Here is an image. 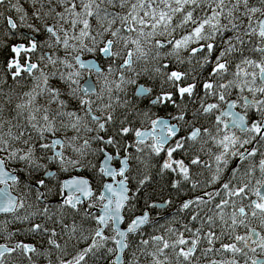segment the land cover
I'll list each match as a JSON object with an SVG mask.
<instances>
[{
	"label": "snow or ice",
	"instance_id": "6c2138e0",
	"mask_svg": "<svg viewBox=\"0 0 264 264\" xmlns=\"http://www.w3.org/2000/svg\"><path fill=\"white\" fill-rule=\"evenodd\" d=\"M27 3L0 0V264H264V0Z\"/></svg>",
	"mask_w": 264,
	"mask_h": 264
},
{
	"label": "flooded vegetation",
	"instance_id": "af4514ba",
	"mask_svg": "<svg viewBox=\"0 0 264 264\" xmlns=\"http://www.w3.org/2000/svg\"><path fill=\"white\" fill-rule=\"evenodd\" d=\"M9 43H12V42H9ZM13 56V54H11V56L8 57V60ZM86 58H91L89 56H85V59ZM33 59H35V57H33ZM20 62L21 64L24 63V54H21L20 56ZM138 83H141V84H145L146 86H152L154 88V93L153 95H156V94H159V92L161 91V88H160V84H161V81L158 79V80H148L146 78H141ZM129 90L131 92V94H133V92L135 91L134 87H129ZM165 91H168V90H171L169 88V86L165 85L164 86V89ZM200 90L197 89V92H199ZM151 97H149L150 99ZM174 99H176L177 103H180V99L178 96H175ZM145 100V107H147V109L149 108V102H148V99H144ZM184 103L188 104L189 105V110H192L196 107L195 104H192L190 101H189V98L187 96L184 97ZM156 108V111L153 113L154 116H161V117H167L169 114H172V115H175L176 114V109L171 105V104H167L165 106H153ZM139 126V125H138ZM137 126V127H138ZM182 135L184 133H181ZM177 155H179V153H177ZM82 175H84V173H81ZM164 215H167V212L163 213Z\"/></svg>",
	"mask_w": 264,
	"mask_h": 264
},
{
	"label": "trees",
	"instance_id": "16d2710c",
	"mask_svg": "<svg viewBox=\"0 0 264 264\" xmlns=\"http://www.w3.org/2000/svg\"><path fill=\"white\" fill-rule=\"evenodd\" d=\"M21 3L24 5V7L28 8L30 10L29 5L27 3V0H21ZM11 54L12 53L8 47L0 46V77L4 78L3 86H4L5 91L8 90L9 86H13V81H12L10 75L5 70L6 69V63L8 61V57L11 56ZM129 98L133 99V103L137 104L140 108L147 109V107H145V100L144 99H135L133 97V95L131 94L130 90H129ZM148 109L151 111V113H154L156 111V108L151 106V105L149 106ZM130 119H132V117H130ZM138 125L139 124L137 123L135 126H138ZM109 135H111V132H109ZM128 139L130 140L131 137H129ZM84 175L88 176L89 173L84 172ZM53 199H55V198L53 197ZM153 214L155 215V213H153ZM160 223L163 224V223H165V221L161 220ZM146 231L151 232L152 229L149 228Z\"/></svg>",
	"mask_w": 264,
	"mask_h": 264
},
{
	"label": "rangeland",
	"instance_id": "374dc122",
	"mask_svg": "<svg viewBox=\"0 0 264 264\" xmlns=\"http://www.w3.org/2000/svg\"><path fill=\"white\" fill-rule=\"evenodd\" d=\"M25 8H26V7H25ZM29 11H31V9H30Z\"/></svg>",
	"mask_w": 264,
	"mask_h": 264
},
{
	"label": "water",
	"instance_id": "95a60500",
	"mask_svg": "<svg viewBox=\"0 0 264 264\" xmlns=\"http://www.w3.org/2000/svg\"><path fill=\"white\" fill-rule=\"evenodd\" d=\"M86 59H89V58H86Z\"/></svg>",
	"mask_w": 264,
	"mask_h": 264
}]
</instances>
